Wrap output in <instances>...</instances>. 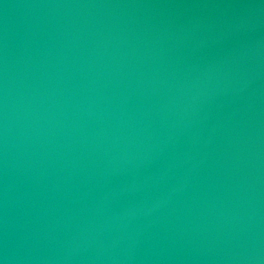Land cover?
Instances as JSON below:
<instances>
[{"label":"water","instance_id":"95a60500","mask_svg":"<svg viewBox=\"0 0 264 264\" xmlns=\"http://www.w3.org/2000/svg\"><path fill=\"white\" fill-rule=\"evenodd\" d=\"M0 264H264V0H0Z\"/></svg>","mask_w":264,"mask_h":264}]
</instances>
